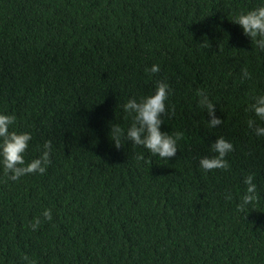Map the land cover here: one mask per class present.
<instances>
[{
	"label": "trees",
	"instance_id": "1",
	"mask_svg": "<svg viewBox=\"0 0 264 264\" xmlns=\"http://www.w3.org/2000/svg\"><path fill=\"white\" fill-rule=\"evenodd\" d=\"M259 6L0 0V111L15 115L10 130L32 133L26 162L51 141L44 174L12 181L0 166V264H264V136L247 126H264L251 108L264 51L232 22ZM154 63L160 72L145 73ZM159 80L170 85L161 130L183 133L177 153L161 159L123 138L117 148L110 124L126 131L123 104ZM197 90L222 124L207 127ZM221 136L230 167L206 172L199 160ZM248 174L258 199L239 210Z\"/></svg>",
	"mask_w": 264,
	"mask_h": 264
},
{
	"label": "clouds",
	"instance_id": "2",
	"mask_svg": "<svg viewBox=\"0 0 264 264\" xmlns=\"http://www.w3.org/2000/svg\"><path fill=\"white\" fill-rule=\"evenodd\" d=\"M233 23L239 25L245 36L249 37L258 49L264 51V0H260V6L238 14ZM147 74H156L160 72L159 64H152L144 69ZM242 78H250L247 69L243 70ZM170 94V85L164 81L156 82L155 91L147 96L140 98H130L123 104L125 113L132 116V123L125 131L119 124H110V137L115 146L119 148L122 143L121 139L131 140L133 145H140L146 148L152 155L161 159H167L175 156L178 150V141L182 138L183 133L176 132L169 134L161 130L164 123L162 114L167 111L166 101ZM199 97V106L207 109V112L213 118L207 123V127L213 128L223 121L215 116V104L209 99V96L202 90H197ZM255 116L264 121V95L255 97V103L251 105ZM14 114L0 111V166H2L5 175L12 181L20 177L40 173L44 174L50 163L51 141H45L42 153L32 159L25 161V153L29 143L32 140V133L28 131L17 132L10 130L15 123ZM247 126L253 129L255 135L264 136V126L256 123V120L249 119ZM233 144L224 137H217L211 145L212 156H204L199 160V166L204 171L212 169H228L230 167L226 156L233 151ZM142 158V157H141ZM243 183L246 190L237 205L239 210H244L247 206L258 199L257 185L254 183V174H248L244 177ZM225 199H231V194H227ZM43 220L50 221L52 212L45 208L41 213ZM42 223L41 217H34L30 227L36 231ZM25 264H34L27 255L21 257Z\"/></svg>",
	"mask_w": 264,
	"mask_h": 264
}]
</instances>
